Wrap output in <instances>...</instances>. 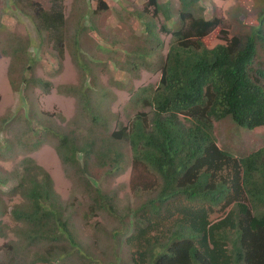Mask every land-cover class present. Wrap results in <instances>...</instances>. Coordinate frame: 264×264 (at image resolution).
<instances>
[{
	"label": "trees",
	"instance_id": "16d2710c",
	"mask_svg": "<svg viewBox=\"0 0 264 264\" xmlns=\"http://www.w3.org/2000/svg\"><path fill=\"white\" fill-rule=\"evenodd\" d=\"M50 1L52 7L46 10L33 0H11L39 34L49 36L61 62L65 17L57 0ZM149 4L152 14L147 7L137 13L145 36L124 52L139 62H125L131 72L157 54L160 78L155 86L130 93L128 106L135 113L129 123L101 113L97 98L103 99L105 91L91 95L89 68L83 65L86 86H59L57 92L82 103L91 123L88 135L73 127L63 133L42 123L32 127L28 120L37 136L32 145L37 148L42 135L56 137L61 162L81 174L90 214L93 209L105 211L116 220L113 237L123 250L113 252L109 264H121L126 255L130 264H264V144L237 156L221 149L214 134V123L224 119L248 131L264 127V9L250 27L238 14L243 30L208 47L203 40L221 21L206 19L199 0H178L175 10L157 0ZM107 9L98 0L92 12ZM159 17L166 25L157 29L154 19ZM75 27L74 46L79 49V35L96 29ZM158 33L170 36L164 56ZM29 48L26 44L23 51ZM73 58L77 60L75 54ZM21 84L47 94L51 90V83L41 78L22 77L17 86L10 81L15 92ZM95 166L102 178L130 168L134 199L118 206L116 195H108L96 178L90 179ZM8 182H13L9 197L20 201L9 207L0 199V217L7 216L20 228L15 229L16 239L3 245L0 264H73L74 257L79 264H100L79 242L71 227V207L64 205L42 166L25 157L10 174L0 176V185ZM0 237H6L1 228Z\"/></svg>",
	"mask_w": 264,
	"mask_h": 264
},
{
	"label": "rangeland",
	"instance_id": "374dc122",
	"mask_svg": "<svg viewBox=\"0 0 264 264\" xmlns=\"http://www.w3.org/2000/svg\"><path fill=\"white\" fill-rule=\"evenodd\" d=\"M33 1L41 4L46 10L52 7L50 0ZM101 1L108 9L93 13L98 0H57L56 5L61 6L65 17L64 56L60 62L49 36L44 32L39 34L31 20L17 11L11 0H0V176L10 174L23 158L34 159L52 177L54 190L64 205H70L71 227L79 242L95 254L94 257L100 264H109L111 261L108 260L114 258L113 252L123 250V245L116 243L113 237V229L117 227L116 220L105 211L96 212L93 209L94 215L90 214V197L84 194L86 188L81 174L75 167L61 162L55 151L57 138L51 134L42 135L40 145L34 148L32 144L36 143L34 139L37 136L27 124L29 120L32 127L40 123L50 125L57 133H63L73 127L82 136L88 135L91 123L88 115L82 111V103L74 96L57 92L59 86H86L84 83L89 80H84L83 65L89 68L91 95L93 96L94 91H105L103 99L100 96L97 98L102 105L101 113L124 125L129 123L135 113V110L128 106L130 93L138 87L155 86L158 83L160 59L156 58L157 54L156 57L147 59L148 65L131 72L127 69L125 61L128 59L136 64L139 59L124 54L145 36L144 27L141 25L143 19H138L137 13L147 7L148 12L152 14L154 7L149 4L150 0ZM157 1L168 3L174 10L179 6L178 0ZM199 4L206 19L217 18L221 21V27L203 40L208 47L222 43V38L225 35L228 37V33L232 35L243 30L237 21L238 14L242 16L245 26L250 27L257 24L259 13L264 9V0H199ZM154 22L157 29L161 24H165L163 17L155 18ZM76 24L80 28L96 29V32L85 30L79 35V49L74 46L78 36ZM167 26L172 27L171 22L167 23ZM158 34L163 42L160 53L164 56L170 36ZM26 44H29L30 48L24 52ZM17 47L23 52L16 51ZM73 54L77 56V60H74ZM58 62L61 63L60 66ZM22 77L48 81L51 83V90L47 94L32 84H21L20 91H13L10 81L17 86ZM214 127L217 145L234 155L244 156L264 144V127L248 131L235 126L230 119L215 122ZM19 139L21 142L17 143ZM9 142L13 149L9 148ZM91 170H94L95 177L90 175L93 177L90 179L96 178L108 195H116L118 206L127 204V199H134L130 189V168L105 178L97 175L98 167L95 166ZM12 185L13 182L0 185V199L9 207L20 201L18 197H9L8 191ZM0 222L1 230L6 233L5 238L0 237L1 258L3 245L16 239L14 233L20 227L13 224L7 216L0 217ZM117 239L122 241L124 238ZM94 243L98 244L97 249L94 248ZM114 244H117L116 249ZM104 252L106 254H103ZM128 259V255L123 257L121 264H130ZM73 264H79L75 257Z\"/></svg>",
	"mask_w": 264,
	"mask_h": 264
}]
</instances>
